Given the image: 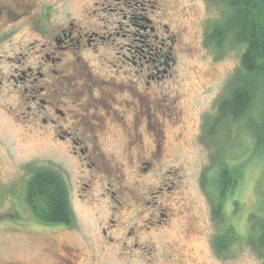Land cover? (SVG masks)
<instances>
[{"label":"flooded vegetation","instance_id":"flooded-vegetation-1","mask_svg":"<svg viewBox=\"0 0 264 264\" xmlns=\"http://www.w3.org/2000/svg\"><path fill=\"white\" fill-rule=\"evenodd\" d=\"M194 6L0 0V90L15 98L7 110L45 129L51 152L67 159L51 169L70 204L69 185L95 212L82 245L46 248L47 264H183L171 240L174 221L187 212L181 169L165 171L181 135L164 131L182 123L176 66ZM201 121L207 136L208 113ZM73 224L40 225L69 240Z\"/></svg>","mask_w":264,"mask_h":264},{"label":"rangeland","instance_id":"rangeland-1","mask_svg":"<svg viewBox=\"0 0 264 264\" xmlns=\"http://www.w3.org/2000/svg\"><path fill=\"white\" fill-rule=\"evenodd\" d=\"M194 7L176 66L181 78L178 105L182 123L166 124L164 131L170 136L181 135L177 148L171 141L174 145L169 148L165 171L174 164L180 167V193L187 202V212L174 221L172 247L183 264H263L249 242V217L264 216V150L255 146L243 119L214 121L218 102L239 68L243 47L227 44L216 50L206 44L207 31L222 20L225 9L211 0H195ZM2 69L8 68L3 64ZM14 103L15 98L0 90V264H47L46 248L62 241L82 245L81 236L93 229L95 212L76 201V188L69 185L74 238L48 232L33 217L25 201L30 172L39 167H60L67 159L51 152L43 127L11 117L7 107ZM207 113L205 136L201 119ZM251 119L259 123V113H253ZM222 162L227 164L235 186L224 199L225 221L218 223L212 216V199L217 194L212 177ZM227 226L237 238L228 251L218 255L213 239ZM104 261L118 264L114 259Z\"/></svg>","mask_w":264,"mask_h":264},{"label":"trees","instance_id":"trees-1","mask_svg":"<svg viewBox=\"0 0 264 264\" xmlns=\"http://www.w3.org/2000/svg\"><path fill=\"white\" fill-rule=\"evenodd\" d=\"M211 1L221 4L225 11L222 20L207 31L205 43L216 50H222L227 44L243 47L239 68L218 102L215 124L243 119L255 146L264 150V0ZM253 113H259V123L252 121ZM212 178L217 187L212 199V216L218 223L224 222L223 203L235 186L234 177L223 163ZM203 188L207 190L208 185L204 183ZM25 201L40 224L68 225L74 221L67 186L61 175L51 168L39 167L30 172ZM249 223L252 232L249 242L264 264V216L252 214ZM236 238L231 227H225L213 239L214 251L218 255L225 253Z\"/></svg>","mask_w":264,"mask_h":264}]
</instances>
